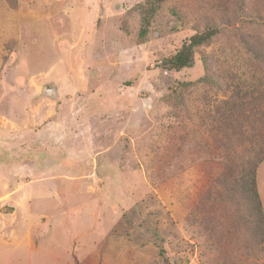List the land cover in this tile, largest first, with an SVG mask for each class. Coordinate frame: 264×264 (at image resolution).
<instances>
[{"label": "rangeland", "instance_id": "1", "mask_svg": "<svg viewBox=\"0 0 264 264\" xmlns=\"http://www.w3.org/2000/svg\"><path fill=\"white\" fill-rule=\"evenodd\" d=\"M211 23L191 67L158 66ZM202 56L264 80V0H0V264H264L210 196ZM255 181L264 219V159Z\"/></svg>", "mask_w": 264, "mask_h": 264}, {"label": "trees", "instance_id": "2", "mask_svg": "<svg viewBox=\"0 0 264 264\" xmlns=\"http://www.w3.org/2000/svg\"><path fill=\"white\" fill-rule=\"evenodd\" d=\"M163 1L146 0L152 4ZM153 12L154 8L146 9L148 15ZM147 22L143 18L141 35L146 32ZM217 33L218 28L212 23L202 31H195L174 54L162 58L158 66L164 71L191 67L197 49L210 42ZM201 62L204 75L189 84L214 86L225 93L220 100L202 97L203 109L198 115L203 127L198 145L204 155L218 158L223 165L222 172L214 180L216 190L210 196L227 209L228 216L242 222L264 248V219L255 181L257 166L264 159V80L257 78L250 84H239L231 77L226 79L222 74H210L204 56ZM177 106L185 110L183 103ZM166 264L171 263L167 261Z\"/></svg>", "mask_w": 264, "mask_h": 264}]
</instances>
